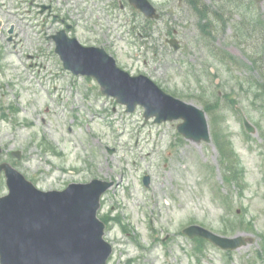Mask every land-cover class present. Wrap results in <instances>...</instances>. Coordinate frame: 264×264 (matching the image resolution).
I'll use <instances>...</instances> for the list:
<instances>
[{"label": "rangeland", "instance_id": "rangeland-1", "mask_svg": "<svg viewBox=\"0 0 264 264\" xmlns=\"http://www.w3.org/2000/svg\"><path fill=\"white\" fill-rule=\"evenodd\" d=\"M50 1L60 11L61 17H67L71 24H78L76 37L83 45L106 46L108 53L113 56L117 50L114 47L116 42L121 45L117 57L121 68L136 75L142 72L169 94L178 91L184 97H175L201 106L199 101L189 95V88L193 85L190 74L186 70L182 72L179 62L187 61L194 68L191 59L195 53L191 50L198 36L197 18L188 9L181 11L178 0H173L169 9L165 7V12L162 10L165 16L153 26L152 39L146 45L149 49L147 54L144 49L137 50L135 41L132 46V42L128 43L120 23L117 24L115 18L108 16V4L100 0H89V4L84 3V0H37L38 4ZM153 1L160 7L166 0ZM2 3L6 5L0 11V22H3L0 27V108H3L8 119L0 120V147L5 152L0 158L1 163L14 162L15 168L43 191H60L68 183H87L91 179L115 180L117 186L104 196V207L100 212L108 214L111 220L106 230V240L114 247L109 264H264L256 256V252L262 251L261 240L256 234L244 233L251 235L255 242L229 256L210 244H204L207 256L199 258L194 255L192 244L180 233L182 228L193 223L221 235L222 210L203 182L205 166H209L215 170V174H209L213 185L218 186L226 196L234 195L231 214L240 210L242 215L241 205L247 207L246 217L253 220L257 233L263 234L264 173L261 166H264L259 157L241 152L247 188L244 197L240 198L236 186L227 185L222 176L219 153L214 143L189 142L177 134V122L162 125L145 122L142 108L128 114L124 106L100 95V89L94 81H86L82 77L72 79L62 70L54 53L55 45L49 39L61 25H53L49 21L43 29L42 16L38 14L33 22L28 20L29 17L26 18L27 24L24 25L9 13L16 11L17 1L0 0ZM237 5L234 2L231 7L232 11H237V15L231 18L228 33L226 31L217 41H224V47L221 48L244 64L239 46L229 36L232 27L245 21L246 12L239 10ZM24 7L29 9L27 4ZM84 8L86 11L80 15L79 10ZM258 16L264 23V3L258 8ZM128 18L131 22V18ZM138 21L142 23L140 18ZM11 25L19 33L18 38L15 37V40H20L15 49L24 60L29 57L28 62L50 78L54 96H62L65 107L60 109L39 88H35L29 82L28 73L16 63L7 41ZM174 31L184 46L179 53L166 44ZM153 49L157 53L154 54ZM13 65L17 66V70H14ZM230 75L231 78L224 77L227 86L228 81L234 79L233 76L236 78L234 80L255 77L250 70L242 69ZM258 82L261 81L258 79ZM71 89L73 98L68 93ZM249 89L246 86L243 94L242 90L235 88L234 97L238 103L247 94L251 97L252 91H247ZM67 105L77 115L66 112ZM11 106L12 109H19V115L9 110ZM236 124L231 121L228 126L232 127L233 134L242 135ZM231 138L241 141L239 136L233 135ZM43 141L51 144L62 156L50 151L45 153ZM12 151H20L22 159H13L10 156ZM142 175L150 178L148 188L142 185ZM7 193L2 176L0 197ZM117 217L119 221L115 220ZM118 222L124 224L129 232H124ZM136 234L143 248L135 245L133 238ZM164 238L166 242L163 246L166 249L157 241Z\"/></svg>", "mask_w": 264, "mask_h": 264}, {"label": "water", "instance_id": "water-1", "mask_svg": "<svg viewBox=\"0 0 264 264\" xmlns=\"http://www.w3.org/2000/svg\"><path fill=\"white\" fill-rule=\"evenodd\" d=\"M137 1V0H136ZM203 115H199V119H194L193 122H187L185 125L183 124L180 129L185 132L187 131V124L190 127L192 132L198 130L200 125V119L203 124L205 122L202 119ZM204 127V126H203ZM76 197L72 195L61 194L59 196H52L55 199L60 200V203L66 204V215L68 217L77 216L79 223L81 224L82 230L84 232L85 239L90 244H95L94 247L91 248L89 254H95L96 258H93L90 264H105L107 256L109 254V248L101 242V232L103 227L95 220V207H96V198L100 195V192L97 194L93 192L90 188L85 187H75ZM28 191V187L26 186L22 193L26 194ZM19 193L17 189L13 190V194L11 198H7L4 200H0V242L3 244L5 237L9 233L11 235L12 240L19 242V249L17 247V252H19L24 248V242H28L30 244L25 245V251L22 253V257L20 259V264H22L27 259H31L38 264H41L44 258L48 255V252L42 248L39 244V238L44 227L42 224L35 223L34 225L23 224V220L21 218H17V213H13L7 209L10 202L13 198ZM39 195V194H37ZM79 196V197H78ZM61 204L55 203L53 206H58L59 208H63ZM75 209V211H69L67 209ZM43 211V210H42ZM50 213V210H49ZM54 216H52V224L48 228L54 230L55 235H64V239L69 238L71 233L67 230H70L71 225L67 222V218H64L61 214H58L55 210H53ZM39 220L38 218H35ZM65 226L67 227V230ZM20 242H22L20 246ZM41 242V241H39ZM13 243V241H12ZM32 244V245H31ZM64 244H72L70 240L66 241ZM17 245V243H16ZM74 246V244H72ZM52 247H50L51 249ZM67 248V247H66ZM68 249V248H67ZM6 263H9L8 258H6ZM26 263V262H24ZM29 262L28 264H30ZM33 264V263H31ZM51 264V261H50Z\"/></svg>", "mask_w": 264, "mask_h": 264}]
</instances>
